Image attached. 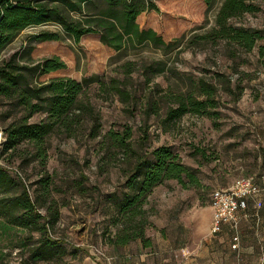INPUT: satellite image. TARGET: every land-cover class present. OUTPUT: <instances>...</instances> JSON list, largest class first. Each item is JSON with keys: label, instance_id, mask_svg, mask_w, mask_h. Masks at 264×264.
I'll list each match as a JSON object with an SVG mask.
<instances>
[{"label": "rangeland", "instance_id": "obj_1", "mask_svg": "<svg viewBox=\"0 0 264 264\" xmlns=\"http://www.w3.org/2000/svg\"><path fill=\"white\" fill-rule=\"evenodd\" d=\"M222 1L216 0L208 7L203 0H157L159 10L142 14L139 22L142 26L156 28L167 40L182 38L165 48L146 43L113 52L103 46L95 34L85 35L76 42L59 23L52 21L29 26L0 52L2 61L13 52L35 43L36 40L31 39L32 34L43 30L60 32L65 38L64 44H44L34 57L39 59L59 54L68 67L55 75L83 81L86 94L100 115L101 128L97 137H91L84 129H79L77 136L53 134L49 138L46 165H41L37 159L29 160L30 154L23 151L24 146L12 163H7L5 155L0 156L3 163L19 169L31 193L33 190L37 192L38 209L51 220V232L65 240L69 251L78 248L75 254L65 256L72 264H91V253L98 261L102 260L103 253L112 248L103 243L102 232L106 227L114 229L111 216L115 198L125 190L124 181L131 166V156L127 159L125 151L111 145L107 135L112 130L122 131L131 127L133 148L138 150L149 151L163 144L172 145L183 162L194 168L199 185L184 188L177 180H168L154 189L146 204L152 213L150 219L158 209H163L165 215L168 211L170 215L177 211L185 216L187 222L193 220V227L180 228L182 233L178 237L185 244L187 255H193L190 250L211 238L206 229L205 213L213 189L227 186L244 175H253L262 182L264 64L257 60V49L246 54L248 62L241 65L251 73V77L244 80L246 87L242 97L233 102L223 94L218 119L214 121L207 116L188 113L173 123L162 122L168 102L165 95L186 92L201 74H212L229 61L223 54V44L190 45L197 34L213 27ZM258 4L261 7L259 11L233 18L231 22L264 28V0H259ZM129 62L134 68L131 72L124 67ZM159 68H163L160 73L157 72ZM112 77L124 79L121 86L127 87L135 97L123 101L110 91ZM148 100L163 106L160 114L148 115L145 111ZM10 107L8 100L0 97V116ZM44 117L45 114L40 112L31 121ZM2 141L3 132L0 133V150ZM47 175L51 179L49 191H45L40 182ZM40 222H44V218ZM263 226L261 221L258 229H263ZM256 230L254 224H248L246 232L249 239ZM25 231L29 232L28 229ZM11 233L13 235L0 236L3 264H19L22 253L26 254L22 243L14 248L8 247L12 244V237L13 244H18L21 241L16 243L17 236L24 233L21 230L17 234L15 230ZM33 234L39 236V232ZM216 241L221 242L219 239ZM39 264L59 262L40 261Z\"/></svg>", "mask_w": 264, "mask_h": 264}, {"label": "trees", "instance_id": "obj_2", "mask_svg": "<svg viewBox=\"0 0 264 264\" xmlns=\"http://www.w3.org/2000/svg\"><path fill=\"white\" fill-rule=\"evenodd\" d=\"M203 1L208 7L216 2ZM258 1L223 0L213 27L191 39L192 46L223 44V54L229 61L212 74H201L186 92L165 95L168 102L164 107V124L173 123L188 113L215 121L221 115L223 94L233 102L242 97L246 87L244 80L251 77L249 71L241 68L248 62L245 55L257 49V60L264 64V28L236 25L231 19L259 11ZM151 10H159L157 0H0V52L29 26L52 21L59 23L76 42L85 35L95 34L99 42L113 52L146 43L165 48L182 39L167 40L156 28L142 26L139 17ZM31 39L36 42L0 61V97L7 99L11 106L0 116L3 129L0 156L5 155L7 163H12L24 146L23 151L30 154L29 160L37 159L41 165H46L49 138L53 134L77 136V131L84 129L94 138L100 132L101 118L86 94L83 81L55 75L68 67L59 54L34 57L44 44H64L62 34L43 30L32 34ZM131 65V62L124 65L127 72L133 71ZM162 71L163 68H159L157 72ZM122 81L124 79L112 77L109 90L123 101L132 100L135 96L121 86ZM162 109L159 103L148 100L145 111L148 115L160 114ZM40 112L45 117L31 121ZM132 134V128L126 127L107 135L113 147L125 151L127 159L131 156L125 190L115 198L111 216L114 229L106 227L102 232L103 243L116 248L136 240H141L145 246L151 245L147 229L152 225V213L146 204L156 187L168 180H177L184 188L199 185L194 168L183 162L172 145L138 150L133 148ZM7 163L0 160V236L13 235L12 230L16 234L18 230L24 233L17 236L16 243L21 242L13 244L12 237V244L8 246L14 248L22 243L26 248L19 264H39L40 261L72 264L65 256L75 254L78 248L69 251L65 240L51 232V220L38 209L37 192L31 193L24 175ZM40 182L45 191L50 190V176L42 177ZM42 218L44 222H40ZM34 232H39V236L35 237ZM0 264H3V254H0Z\"/></svg>", "mask_w": 264, "mask_h": 264}, {"label": "crops", "instance_id": "obj_3", "mask_svg": "<svg viewBox=\"0 0 264 264\" xmlns=\"http://www.w3.org/2000/svg\"><path fill=\"white\" fill-rule=\"evenodd\" d=\"M257 181L263 189L251 199L249 216L240 219L237 230L226 225L219 235L211 234L213 209L209 198L205 218L206 229L211 238L208 242L202 241L198 248L190 250L193 255L185 254V244L178 238L182 233L180 228L193 227V220L187 222L185 216L177 211L171 215L168 211L165 215V210L158 209L152 216L151 227L147 229L151 245L145 246L141 240H136L120 248L111 246V250L103 253L104 259L99 261L90 252L91 264H264V226L261 227L263 229H258L260 222L264 223V176L262 182ZM251 223L257 230L249 239L246 229ZM235 231L240 235L238 249L231 247ZM217 239L221 242L216 241Z\"/></svg>", "mask_w": 264, "mask_h": 264}, {"label": "built area", "instance_id": "obj_4", "mask_svg": "<svg viewBox=\"0 0 264 264\" xmlns=\"http://www.w3.org/2000/svg\"><path fill=\"white\" fill-rule=\"evenodd\" d=\"M262 189L253 175L239 176L231 184L213 189L210 195V205L213 209L211 234L219 235L226 225L237 230L240 219L249 216L251 199ZM239 245L240 235L235 231L231 238V247L238 249Z\"/></svg>", "mask_w": 264, "mask_h": 264}, {"label": "water", "instance_id": "obj_5", "mask_svg": "<svg viewBox=\"0 0 264 264\" xmlns=\"http://www.w3.org/2000/svg\"><path fill=\"white\" fill-rule=\"evenodd\" d=\"M3 132V129H2V125H1V122H0V133Z\"/></svg>", "mask_w": 264, "mask_h": 264}]
</instances>
